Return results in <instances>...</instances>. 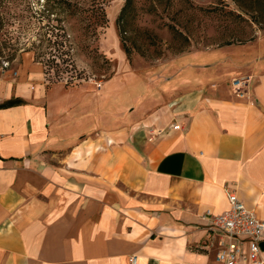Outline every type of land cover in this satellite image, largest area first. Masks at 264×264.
Here are the masks:
<instances>
[{
    "label": "crops",
    "instance_id": "crops-1",
    "mask_svg": "<svg viewBox=\"0 0 264 264\" xmlns=\"http://www.w3.org/2000/svg\"><path fill=\"white\" fill-rule=\"evenodd\" d=\"M236 49L185 55L167 100L133 105L1 78L0 264H222L201 216L228 209L225 189L264 221V55Z\"/></svg>",
    "mask_w": 264,
    "mask_h": 264
},
{
    "label": "rangeland",
    "instance_id": "rangeland-1",
    "mask_svg": "<svg viewBox=\"0 0 264 264\" xmlns=\"http://www.w3.org/2000/svg\"><path fill=\"white\" fill-rule=\"evenodd\" d=\"M124 3H105L107 23L96 38L82 35L75 18L48 23L45 0H0V79L7 74L27 77L37 70L48 88L89 85L99 91L105 85L114 101L133 105L141 103L142 96L144 100L160 93L167 100V93L181 86L184 69L176 73L173 69L184 63L187 54L219 50L230 58L237 47L246 54L250 46L264 55V13L254 0H133L124 35L132 50L128 60L115 23ZM61 25L70 37L74 67L66 71L59 63L57 73L48 62L49 54L41 53L39 41L48 27L58 32ZM237 40L245 42L224 45ZM241 77L246 76L235 78ZM231 79L226 82L230 88Z\"/></svg>",
    "mask_w": 264,
    "mask_h": 264
},
{
    "label": "built area",
    "instance_id": "built-area-1",
    "mask_svg": "<svg viewBox=\"0 0 264 264\" xmlns=\"http://www.w3.org/2000/svg\"><path fill=\"white\" fill-rule=\"evenodd\" d=\"M250 77L232 78L231 88L236 97H243ZM173 128H177L174 126ZM229 207L220 214H202L206 221V245L215 249V259L222 264L260 262V242L264 239V221L247 209L232 189H225ZM136 257L129 258L135 264Z\"/></svg>",
    "mask_w": 264,
    "mask_h": 264
},
{
    "label": "trees",
    "instance_id": "trees-1",
    "mask_svg": "<svg viewBox=\"0 0 264 264\" xmlns=\"http://www.w3.org/2000/svg\"><path fill=\"white\" fill-rule=\"evenodd\" d=\"M46 7L43 10L44 18L47 22L58 21V23L65 22L70 18L75 20L81 25L82 35H91L97 38L98 29L102 28L107 23V18L104 11V5L108 0H45ZM133 0H125L124 5L116 18V27L120 38L122 49L129 60L131 49L125 44V36L127 34L126 23L129 19V10ZM255 4L261 13H264V0H254ZM48 26V25H47ZM58 32H55L53 26L47 28V31L39 41L41 53L44 55L49 54L51 67L59 73L61 71L60 64L63 63V69H73L74 65L71 58V42L70 37L67 35L64 26H60ZM243 40L226 41L224 45H231L233 43H244Z\"/></svg>",
    "mask_w": 264,
    "mask_h": 264
}]
</instances>
